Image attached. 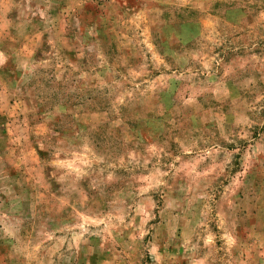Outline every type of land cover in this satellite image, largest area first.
Returning a JSON list of instances; mask_svg holds the SVG:
<instances>
[{
    "label": "rangeland",
    "instance_id": "rangeland-1",
    "mask_svg": "<svg viewBox=\"0 0 264 264\" xmlns=\"http://www.w3.org/2000/svg\"><path fill=\"white\" fill-rule=\"evenodd\" d=\"M0 264H264V0H0Z\"/></svg>",
    "mask_w": 264,
    "mask_h": 264
}]
</instances>
